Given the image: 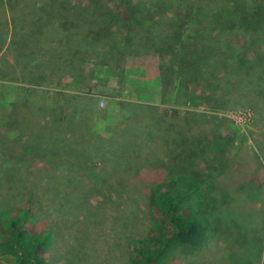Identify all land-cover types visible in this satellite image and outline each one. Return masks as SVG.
Segmentation results:
<instances>
[{
	"label": "rangeland",
	"instance_id": "374dc122",
	"mask_svg": "<svg viewBox=\"0 0 264 264\" xmlns=\"http://www.w3.org/2000/svg\"><path fill=\"white\" fill-rule=\"evenodd\" d=\"M112 1L101 0V4ZM135 1L147 6L172 3V0ZM184 1L195 6L210 3ZM1 39L8 43L9 34L0 9ZM219 40L227 41V49L218 45L224 54L232 48L235 54L245 51L249 58L255 54L264 58V42L250 45L240 31L229 36L222 34ZM12 58L10 53H0V67L14 62ZM91 73L82 79L75 72L74 78L55 79L39 88L32 87L36 91L29 97L35 106L56 104L64 108L68 114L65 125H56L62 142L56 145L60 148L56 162L71 163L72 158L69 160L64 153L72 146L78 148L75 164L85 165L84 171L74 170L70 174L64 165L59 174L50 170V163L19 155L17 148H0V205L22 203L32 194L31 208L39 227L52 234L51 245L44 253L46 261L127 264L129 243L143 237L149 227L147 184L184 173L202 176L213 186L208 195L215 200L213 209H209L212 230L200 249L180 248L168 264H264V106L257 102L259 99L251 94L240 97L231 90L232 98L226 101L227 91L223 88H218L216 96L210 99V104H217L216 100L223 102L217 107L178 98L173 88L162 89L158 70L148 66H127L121 72L113 66L101 65L92 67ZM21 77L20 71L12 79L0 74L4 79H0V109L4 103L16 100L18 88L31 87L22 83L27 76L25 80ZM120 103L128 105L122 109ZM166 111L176 115L166 118ZM72 112L75 125L82 118L88 131L113 138L114 143L120 141V132L138 131L137 127L139 131L148 129L147 133H141L133 158L119 170L120 176L115 178L113 172L109 176L103 170L104 164L110 170L107 160L113 165L120 162L115 157L119 152L105 154L106 150H114L107 142L101 138L91 142L92 148L97 151L101 148L98 156L105 154L106 161L102 162L103 159L87 154L81 139L76 141L70 136L66 124ZM5 115L0 110V137L19 130L13 125H2ZM51 131L56 133L54 129ZM4 149L9 158L2 153Z\"/></svg>",
	"mask_w": 264,
	"mask_h": 264
},
{
	"label": "trees",
	"instance_id": "16d2710c",
	"mask_svg": "<svg viewBox=\"0 0 264 264\" xmlns=\"http://www.w3.org/2000/svg\"><path fill=\"white\" fill-rule=\"evenodd\" d=\"M80 1L0 0L1 18L9 34L8 43L0 40V53H10L14 61L1 66L0 74L12 79L20 71L22 80L25 75L28 78L22 83L31 86L18 88L16 100L0 109L6 112L2 125L19 129L13 135L1 136L0 148H17L19 155L50 163L51 171L62 173L66 163L56 162L60 155L56 145L62 144L56 125H65L68 114L56 104L35 106L29 97L36 91L32 87L74 78L75 72L83 79L92 74L94 66H113L121 72L132 65L154 67L162 89L173 88L178 98L198 100L211 107L223 104L218 100L210 104L218 88L227 91L226 101L234 90L240 97L256 96L264 106L263 56L249 58L245 51L235 54L232 48L224 54L218 46L227 49V41L221 42L220 35L239 31L250 45L263 44L264 0H209L206 6L184 0L155 6L135 0H113L109 4ZM125 105L120 103V108ZM71 114L66 124L70 136L81 139L87 154L102 162L106 161L105 154L119 152L115 157L120 162L113 165L107 160L111 171L105 164L103 170L107 175L113 172L115 178L120 176L119 170L133 158L141 133L148 129L120 132V141L114 143L113 138L88 131L82 118L75 125L76 117ZM173 115L176 112H164L166 118ZM95 138L114 150L98 156L101 148L97 151L91 144ZM77 149L71 146L64 153L72 158L65 167L70 174L85 169V165L75 164ZM2 153L10 157L6 149ZM147 188L149 227L143 237L129 243L127 264H168L178 249L196 251L209 240L213 224L209 209H213L215 200L208 197L213 186L205 178L178 173L151 182ZM31 196L29 193L22 203L0 205V261L6 264H49L44 253L51 245L52 234L39 227Z\"/></svg>",
	"mask_w": 264,
	"mask_h": 264
}]
</instances>
